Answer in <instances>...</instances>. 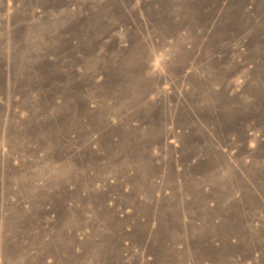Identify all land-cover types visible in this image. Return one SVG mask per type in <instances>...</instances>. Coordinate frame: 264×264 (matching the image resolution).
<instances>
[{
	"label": "rangeland",
	"instance_id": "obj_1",
	"mask_svg": "<svg viewBox=\"0 0 264 264\" xmlns=\"http://www.w3.org/2000/svg\"><path fill=\"white\" fill-rule=\"evenodd\" d=\"M0 264H264V0H0Z\"/></svg>",
	"mask_w": 264,
	"mask_h": 264
}]
</instances>
